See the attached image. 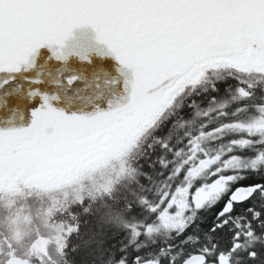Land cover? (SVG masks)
Masks as SVG:
<instances>
[{"label":"snow or ice","instance_id":"1","mask_svg":"<svg viewBox=\"0 0 264 264\" xmlns=\"http://www.w3.org/2000/svg\"><path fill=\"white\" fill-rule=\"evenodd\" d=\"M0 264H264V0H0Z\"/></svg>","mask_w":264,"mask_h":264},{"label":"trees","instance_id":"2","mask_svg":"<svg viewBox=\"0 0 264 264\" xmlns=\"http://www.w3.org/2000/svg\"><path fill=\"white\" fill-rule=\"evenodd\" d=\"M223 87V85H221ZM164 130H161L159 134H163ZM124 160L122 158L117 160H112L105 165L104 167L98 169L92 178L93 180L90 181L91 188L90 190L93 191L94 195L104 197L102 200H98L97 203L94 205L95 207H100L101 204H111L112 199L108 198L106 192L111 191L112 182L115 181L116 176L122 171L124 168ZM254 182L251 178L249 180L242 181V183ZM125 189L123 187H117L115 191L112 192V198L120 197ZM219 204L213 205L210 208H206L201 210L199 216L204 220L205 223L211 222L215 211L218 209ZM107 208H101V213L107 212ZM123 236V233H120V237ZM119 237L116 238L118 240ZM113 240V243L116 242ZM143 255V253H141Z\"/></svg>","mask_w":264,"mask_h":264},{"label":"rangeland","instance_id":"3","mask_svg":"<svg viewBox=\"0 0 264 264\" xmlns=\"http://www.w3.org/2000/svg\"><path fill=\"white\" fill-rule=\"evenodd\" d=\"M117 159H120V157H114L112 160H117ZM111 160V161H112ZM108 165V164H107ZM94 178H92L91 180H93Z\"/></svg>","mask_w":264,"mask_h":264},{"label":"flooded vegetation","instance_id":"4","mask_svg":"<svg viewBox=\"0 0 264 264\" xmlns=\"http://www.w3.org/2000/svg\"><path fill=\"white\" fill-rule=\"evenodd\" d=\"M247 203V202H246ZM243 206H237V210H239L240 208H242Z\"/></svg>","mask_w":264,"mask_h":264}]
</instances>
